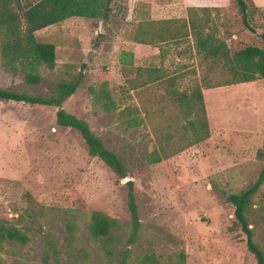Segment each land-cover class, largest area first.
Here are the masks:
<instances>
[{"label": "rangeland", "instance_id": "1", "mask_svg": "<svg viewBox=\"0 0 264 264\" xmlns=\"http://www.w3.org/2000/svg\"><path fill=\"white\" fill-rule=\"evenodd\" d=\"M185 2L115 0L105 23L73 17L36 32L56 53L52 70L38 67V84L26 82L20 65L4 67L0 56V88L46 97L58 82L74 81L85 64L81 85L62 108L119 153L131 175L120 180L89 156L78 132L56 125L55 107L0 101V217L28 237L25 244H0V264H40L49 249L50 264H116L131 228L126 180L136 185L141 223L128 264H147L145 255L151 264H176L180 254L185 264H256L223 193L241 192L264 169V157L257 156H264V79L206 89L221 81L223 71L204 60L193 37L156 46L133 40L138 29L162 30L156 21L186 18ZM244 2L249 28L236 0L198 14L205 33L231 54L246 46L264 50V9ZM122 52L133 53L132 67L122 63ZM151 71L158 77L153 83ZM169 78H175L173 87ZM196 87L209 138L149 164L153 150L170 153L193 139L187 127L194 116H186L169 90L190 95ZM92 212L116 222L106 237L91 235ZM249 219L264 252V183Z\"/></svg>", "mask_w": 264, "mask_h": 264}, {"label": "trees", "instance_id": "2", "mask_svg": "<svg viewBox=\"0 0 264 264\" xmlns=\"http://www.w3.org/2000/svg\"><path fill=\"white\" fill-rule=\"evenodd\" d=\"M115 0H38L34 4H21V0H0V56L4 67L16 70L20 65L25 71V79L29 84H38L40 77L37 73L39 66L52 70L55 67L56 53L55 46L50 43L39 42L35 33L59 24L69 18L77 17L87 20H98L105 23L112 15V3ZM238 9L242 16V23L249 28L246 21L247 5L244 0H236ZM208 8H187V16L184 19H168L156 21L155 25L161 26L162 30L151 33L150 28L138 29L133 37L137 44L156 46L170 40H187L194 38V45L198 53L202 54L204 60L214 64H221L223 77L221 81L213 85H205L206 89L213 87L231 86L254 82L264 79V50L258 47L246 46L231 54L227 45L218 40L210 33H205V27L198 14L208 12ZM101 34L95 38L93 48L99 47ZM149 36V38H147ZM264 39V35H261ZM157 42H154V41ZM122 63L125 66H133L134 56L131 52L121 53ZM85 64L81 65L79 73L74 81H60L56 84L54 94L51 96L31 95L13 90L0 88V101L22 102L30 105L53 106L56 111V125L61 128L72 129L80 135L87 148L88 155L98 158L111 172L120 180L131 178L128 166L116 151L109 149L96 137L89 127V124L67 113L62 105L71 97L81 85ZM150 81L156 82V72ZM175 78L168 79V86L173 87ZM145 84L144 82L142 83ZM171 97L178 106L185 111L186 116H194L188 121L187 129L191 131L193 139L180 149L168 153L167 149L161 147L160 151L153 150L147 162L156 164L168 159L179 152L207 140L210 136L209 126L206 119L205 105L201 87H196L190 95L183 91L178 93L170 89ZM131 121L130 123H132ZM259 158L264 157L258 151ZM264 183V169L252 184L248 185L239 193L225 194V202L233 207L236 224L245 237L248 254L256 264H264V252L255 242V233L250 228L249 211L252 200ZM126 188V206L130 217V233L120 249L116 264H128L132 246L137 239L141 226L136 196V185L133 180L124 183ZM116 226V222L101 212H92L88 225L91 235L95 238L106 237ZM28 241L27 235L16 226L9 224L0 217V244L5 242L25 244ZM40 264H50L51 249L42 255ZM176 264H185L184 254H180ZM153 258L145 255L143 260L150 264L155 262Z\"/></svg>", "mask_w": 264, "mask_h": 264}, {"label": "crops", "instance_id": "3", "mask_svg": "<svg viewBox=\"0 0 264 264\" xmlns=\"http://www.w3.org/2000/svg\"><path fill=\"white\" fill-rule=\"evenodd\" d=\"M230 0H186L185 4L186 7H223L225 6ZM250 5L253 7H257L260 9H264V0H249Z\"/></svg>", "mask_w": 264, "mask_h": 264}, {"label": "water", "instance_id": "4", "mask_svg": "<svg viewBox=\"0 0 264 264\" xmlns=\"http://www.w3.org/2000/svg\"><path fill=\"white\" fill-rule=\"evenodd\" d=\"M57 110H59V108H57ZM126 181H127V180H126ZM126 181H125V182H126Z\"/></svg>", "mask_w": 264, "mask_h": 264}]
</instances>
